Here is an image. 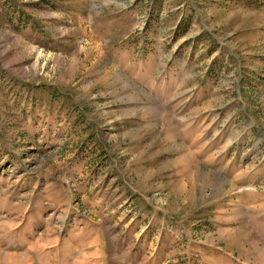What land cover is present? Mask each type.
<instances>
[{"label":"rangeland","instance_id":"1","mask_svg":"<svg viewBox=\"0 0 264 264\" xmlns=\"http://www.w3.org/2000/svg\"><path fill=\"white\" fill-rule=\"evenodd\" d=\"M255 132L264 0H0V264H264Z\"/></svg>","mask_w":264,"mask_h":264},{"label":"crops","instance_id":"2","mask_svg":"<svg viewBox=\"0 0 264 264\" xmlns=\"http://www.w3.org/2000/svg\"><path fill=\"white\" fill-rule=\"evenodd\" d=\"M210 97L207 98L206 100L210 99L212 97V95H209ZM240 96H241V101H243V104H241L240 108L241 110L244 111V116L245 118L247 119V123L246 125L244 126V128L235 136V140L237 139H241V138H246L245 136L243 135H248V134H251L249 133L250 130H252V126H257L258 124V120H256V112L254 113V110L250 109V105H249V101H247V98H246V94H245V90H243L242 93H240ZM206 107V106H205ZM209 110V111H208ZM250 112H249V111ZM221 112V110H215V113H214V116H211V110L210 109H203L202 110V113L201 114H204L206 115L207 113V119H205L204 121V125L206 127L205 130H207L211 125L213 124H216L218 123L220 125V128H218V130H223V126L221 127V125H225V130H223L224 134L227 136L228 133L230 132V128H231V125L230 127H228V121H227V118L226 117H220L219 118V121L216 122L214 121L213 123V119H216L217 115ZM255 114V116L253 115ZM223 120V122H222ZM212 131V130H211ZM255 135H257V140L254 141V137ZM252 138L251 139V142L248 143L246 142L247 144V149H251L253 151V155L251 157V159H257L258 162H260L261 158L262 160L264 161V153L263 155L259 158V156H255V152H254V145H255V148L259 147L260 143L257 142L259 140V134L255 132V134L252 133ZM207 142V141H206ZM206 142L204 143V146L200 145L199 146L197 144L195 145H188V148L189 147H193L194 149H197V147H204L206 148L207 145H206ZM232 144V143H230ZM229 144V145H230ZM226 146H223L222 148H224ZM245 156H239L238 157V161L241 162L242 159L244 158ZM25 171V169H24ZM25 173L28 175V176H39V174H37L35 171H29L27 173V171H25ZM225 177V180H227L228 182H232V184H235L236 186V202H232L234 205V203H237V205H242L244 209L247 210V212L249 213H252L253 214V219L259 221V222H264V184H261L259 183V177L260 176H238V177H235V176H224ZM264 177V176H262ZM234 189V188H233ZM228 204V203H227ZM252 226V225H251ZM259 230V226H257V228ZM21 249H18V251H20ZM33 257H35V254H33L32 252H29ZM24 258H27L26 256ZM31 261V259H30ZM31 264H37L36 262H33Z\"/></svg>","mask_w":264,"mask_h":264}]
</instances>
